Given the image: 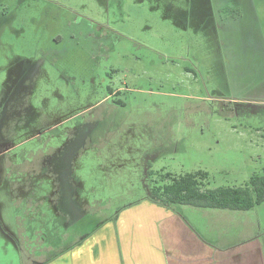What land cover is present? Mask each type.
I'll use <instances>...</instances> for the list:
<instances>
[{
    "label": "rangeland",
    "instance_id": "rangeland-1",
    "mask_svg": "<svg viewBox=\"0 0 264 264\" xmlns=\"http://www.w3.org/2000/svg\"><path fill=\"white\" fill-rule=\"evenodd\" d=\"M263 26L249 0H0V204L16 195L18 237L31 203L45 237L59 206L114 217L161 180L149 170L207 171L208 188L263 173Z\"/></svg>",
    "mask_w": 264,
    "mask_h": 264
},
{
    "label": "crops",
    "instance_id": "crops-1",
    "mask_svg": "<svg viewBox=\"0 0 264 264\" xmlns=\"http://www.w3.org/2000/svg\"><path fill=\"white\" fill-rule=\"evenodd\" d=\"M249 4L255 18L264 21V1ZM234 9L240 10L237 1ZM260 30L264 35V26ZM12 194L0 204V264H264V224L258 218L264 203L249 210L173 208L146 194L93 226L91 207L71 203L58 207L54 221H61L63 232L56 237L49 232L45 237L50 229L40 225H47L48 214L31 203L36 211H27L29 235L22 230L19 238L23 222Z\"/></svg>",
    "mask_w": 264,
    "mask_h": 264
},
{
    "label": "trees",
    "instance_id": "trees-1",
    "mask_svg": "<svg viewBox=\"0 0 264 264\" xmlns=\"http://www.w3.org/2000/svg\"><path fill=\"white\" fill-rule=\"evenodd\" d=\"M151 175H160L161 180H150L147 197L166 207L189 204L206 208H230L249 210L264 203V172L255 173L242 186H219L208 188L207 171L175 175L171 172L149 170ZM154 180V179H153ZM150 181L151 184H150Z\"/></svg>",
    "mask_w": 264,
    "mask_h": 264
},
{
    "label": "clouds",
    "instance_id": "clouds-1",
    "mask_svg": "<svg viewBox=\"0 0 264 264\" xmlns=\"http://www.w3.org/2000/svg\"><path fill=\"white\" fill-rule=\"evenodd\" d=\"M50 95V93H48ZM53 105H55V100H53Z\"/></svg>",
    "mask_w": 264,
    "mask_h": 264
}]
</instances>
